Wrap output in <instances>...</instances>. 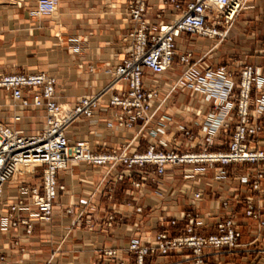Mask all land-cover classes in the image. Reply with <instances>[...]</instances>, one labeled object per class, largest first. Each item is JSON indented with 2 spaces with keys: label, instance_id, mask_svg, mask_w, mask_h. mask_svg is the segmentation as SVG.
<instances>
[{
  "label": "crops",
  "instance_id": "crops-1",
  "mask_svg": "<svg viewBox=\"0 0 264 264\" xmlns=\"http://www.w3.org/2000/svg\"><path fill=\"white\" fill-rule=\"evenodd\" d=\"M36 3L37 0H0V73L44 71L53 75L56 101L68 106H73L81 96L102 93L112 80L111 71L126 57L125 37L134 27L125 12L126 0H58L53 15L30 16L29 10ZM252 3L254 7L242 11L232 25L233 38L238 37L239 26L257 18L264 0H252ZM161 7L158 0H147L149 27L170 22L175 17L177 11L167 6L157 19L156 13ZM220 44L194 33L181 32L175 39L177 56L172 66L162 73L144 70V86L160 90L152 101V111H155L149 122L143 125L141 118L130 128L118 126L120 110L111 106L103 95L91 116H79L66 127L68 143L82 142L93 152L116 153L144 151L150 145L162 150H170L175 144L182 150L204 148L206 132L202 129L208 125L205 119L211 102L194 89L173 85L186 68L178 55L191 52L194 60L205 56V63L216 65L220 56L213 51ZM243 58L259 66L264 76V56L256 55L255 50L253 55L245 54ZM232 70L237 77L238 69ZM126 88L124 82H118L115 92ZM23 94L30 98L26 91ZM227 118L229 127L216 130L207 148L227 149L236 120L232 112ZM44 119V107H22L14 103L9 92L0 89V124L25 134L32 133V127H38L37 133ZM159 127L161 132L153 134L152 130ZM180 127L192 134V142L178 130ZM259 137L258 146L264 148V132ZM153 169L151 165L128 169L111 162L103 165L70 162L67 169L57 174V184L61 187L53 202L51 222L40 221L33 215L36 207L31 203L30 194L22 190L25 185L41 188L40 175L15 176L3 187L0 212L23 199L30 206L20 214L30 216L35 223L31 234H26L23 226L0 229V254L6 255L3 264H113L99 253L101 248L124 247L131 238L149 241L165 227L162 222L165 211L180 217L194 203L192 193L196 190L201 195L194 206L204 219L199 232H215V223L229 212L236 214L240 221L241 246L229 252H208L206 264H264V225L259 226L256 220L243 214L242 197L255 195L247 185L234 182L231 176L214 181V168L199 175L197 181L186 178L180 181V166H167L165 174L160 176L163 183L158 184L156 177L151 180L145 175ZM227 170L232 172L233 168L230 166ZM133 181L140 185H133ZM262 189L259 205L264 219V184ZM222 198H229L227 209L221 205ZM137 206L142 208L140 212L135 211ZM109 215L115 220L106 226ZM124 257L129 264L133 263L132 255L124 254ZM181 258L182 255L174 254L149 255L146 260L148 264H155Z\"/></svg>",
  "mask_w": 264,
  "mask_h": 264
},
{
  "label": "built area",
  "instance_id": "built-area-1",
  "mask_svg": "<svg viewBox=\"0 0 264 264\" xmlns=\"http://www.w3.org/2000/svg\"><path fill=\"white\" fill-rule=\"evenodd\" d=\"M158 1L162 7L156 14L157 19L162 17L167 6L173 7L177 13L170 22H160L149 28L146 19L147 0H126V13L134 22V27L128 36L130 44L126 49L129 58L116 67L114 79L108 88L115 89L120 81H124L127 87L121 92L110 93L108 97L111 106L121 109V114L118 116L120 125L129 126L133 119L150 111V103L157 97V91L144 89V70L162 73L172 65L176 55L175 39L181 32H190L210 38L224 36L240 12L254 7L252 0ZM57 6L58 0H37L35 8L30 10L29 14L34 17L50 15L57 9ZM262 51L264 53V47ZM181 59L186 63L189 61L188 55H183ZM225 69V67H220L215 73L210 66L206 67L209 79L205 78L202 82L209 85L210 79L224 77ZM254 69L258 71L252 66L242 71L239 108L243 117L247 113ZM191 71L193 70L189 68L185 73L188 79L183 76L178 80L182 86H187L191 79L195 81L200 79ZM55 81L53 76L45 72L0 73V89L9 92L13 101L21 106L32 104L34 107H45L46 120L36 134H25L22 130L0 124V198L4 185L16 175L23 176L40 172L42 175L41 188L28 185L22 188L24 193L30 194L31 203L36 207L33 215L39 220H50L53 202L60 187L57 184L56 175L58 171L65 170L73 161H85L98 165L109 162H127L128 165L155 163L159 166V172H162L163 166L167 163L206 160L227 163L239 158L251 161L264 159L263 152H248L246 146L240 144L245 135V128H238L229 152L201 155H178L173 151L162 153L154 146H150L145 152H134L131 156H126V154L95 153L85 143L69 144L65 135L66 127L79 116H91L103 94L81 97L73 108H66L55 99ZM221 88L225 90L223 85ZM106 90L104 92H107ZM24 91L32 93L31 102L24 96ZM29 206L30 204L24 200L9 204L5 212H0V229L7 230L24 224L30 232L33 219L31 217L19 218L17 215ZM230 224L229 221L219 226L222 234L198 235L193 233L192 227L189 226L188 233L184 236L168 240L165 235H161L156 244L150 247L133 241L127 249L135 255V264H147L146 255L149 253L167 254L171 249L189 247L195 254V264H202L205 249L235 244L239 234ZM105 253L111 257L119 255L115 249Z\"/></svg>",
  "mask_w": 264,
  "mask_h": 264
},
{
  "label": "rangeland",
  "instance_id": "rangeland-1",
  "mask_svg": "<svg viewBox=\"0 0 264 264\" xmlns=\"http://www.w3.org/2000/svg\"><path fill=\"white\" fill-rule=\"evenodd\" d=\"M126 7H127V5H126ZM56 10L50 15H53L56 12ZM125 12H127V9ZM50 15H47V16H50ZM127 16H128V14H127ZM237 18H239V16H237ZM235 21L233 22V24L235 23ZM147 25H148V23H147ZM232 25L227 29L224 36H221L218 38H210L207 36H202L205 38L216 40L219 43L221 42L220 46L216 50L213 51V53H216V55L220 56V57H218L219 58L218 59L219 64L211 65V64L205 63L203 61L205 56H202L200 59L194 60L193 54L191 52H186L185 54L178 55L180 63L184 64L186 66V68L183 70V72L181 73L179 78L176 80L173 87L174 88H177V86L183 87L179 83L178 80L180 78H182L183 76L188 79L189 77L185 73H186V71L188 72L189 68H191L193 70L191 72H193L197 76V78H200V79L198 81L191 79L190 82L188 81V84L185 87L194 89L195 91H197L198 94L202 95L206 100H209L211 102V109H210L208 116H207L208 119H205L206 120L205 122H207L208 125L206 124V126H204L202 129L203 131L206 132L205 133V138H206L205 145L206 146L200 150H192L191 148H189L188 150H182V149H180L179 144H175L170 150H162L158 146L150 145V146H154L156 150H158L162 153H167V152L173 151V152L177 153L178 155H181V154L201 155L203 153L229 152L230 151V145H231V143L235 137L237 130H239L241 128H245V135H244L243 139L241 140L240 144L245 145L246 150L248 152H263L264 153V148H260L258 146V140L260 139L259 134L264 132V76L262 75V70L259 66H257L256 64L248 63L249 59L245 60L243 58V56L245 54L253 55L255 50H256V55L264 56V53L262 51L263 47H264V3H262L260 8L258 9L257 18L253 22H250L248 24L245 23L244 26L238 27V34L239 35L237 38H233V36L230 32ZM152 27H154V26H152ZM152 27H149V28H152ZM221 29H223V28H221ZM130 32H128L126 34V37H125V40L128 42L126 45V48H125L126 57L123 59V61L120 64H122L125 60H127L129 58V54L127 53L126 49L130 44V42L128 40V36H129ZM198 36H200V35H198ZM204 47L208 48L207 45ZM78 48H80V47L75 46V49H78ZM183 55L184 56L188 55V57H189L188 63H186L185 61H183L181 59V57ZM176 56H177V52H176L175 57ZM174 60H175V58H174ZM208 66H210L212 68V70L215 71V73L220 67H225L226 68L225 69V76L224 77H217L214 80L210 79L211 83H209V85H205V83H203L202 80L205 78L209 79L207 76V73H206V67H208ZM248 66H252L253 68H256L258 71H256L254 69L252 86H251L250 92H249V101H248L247 113H246L245 117H243V114L239 108L241 105V100H240L241 85L240 84H241V80H242V71ZM116 67H115V69H116ZM235 68L238 69L237 77L235 75V71L232 70ZM115 69L113 71H111L112 80H111L110 84L108 85V87L106 88L107 90L105 89L107 92H104L105 91L104 90L102 93H100V94L107 96V101H108V97H109L110 93L111 94L117 93V92H115L116 87H115V89L114 88L108 89L111 86L112 81L114 79ZM35 72H44V71H35ZM24 73H34V72H24ZM48 75H50V74H48ZM50 76H53V75H50ZM233 78H236V79H233ZM55 80H56V78H55ZM120 82H124V81H120ZM55 83H56V81H55ZM213 83H215V84H213ZM221 85H223L225 87V90H223L221 88ZM218 86H219V88H218ZM143 87L146 90H156L157 96H158V93L160 92L159 88H153V89L152 88H146L144 86V84H143ZM227 91H229V92H227ZM26 92L28 95H30V98H28V97L27 98L31 102L32 93L29 91H26ZM103 95H101V98ZM85 96H90V95H85ZM81 97H84V96H81ZM81 97H79L76 100V103L73 106H68L66 104H62V105L66 108H73L77 104V101ZM156 98H154L153 100H155ZM55 99H56V93H55ZM152 101L150 103L151 104L150 111H148L145 115H142L140 117L133 119L131 122V125H129V126L124 125V124H122V125L119 124L118 116L121 114V109L119 108L120 113L117 116L118 126L130 128L133 126L135 120L141 119V118L143 120V125H145L147 122L150 121L151 117L153 116L152 114L155 111V110L152 111V103H153ZM14 103L19 104L18 102H15V101H14ZM99 103H100V101H99ZM99 103H98V106H99ZM27 106L32 107L33 105L30 104V105H26V106H22V107H27ZM44 112H45V107H44ZM231 112L234 114V117L236 120H235V123L233 124L231 137L228 141L227 149H225V150H211V149L207 148L212 144V138L214 137L213 133L216 130H218L222 127H229L230 121L228 120L227 117H228V115H230ZM84 117H89V116H84ZM124 117H125V115H124ZM125 119H126V117H125ZM45 120H46V112H45L44 122L42 123V127L45 123ZM34 123L35 122H33V124ZM41 128H40V130H41ZM31 129H32V131H30V132H32V133H28L29 135L36 134L35 132L37 131L38 127H32ZM161 130H162V128L159 127L155 130H152V133L156 134L158 131L161 132ZM178 130L183 131L184 134L187 136V138L191 142L193 141V138H192L193 136H192V134H190V132L188 130H184V128H182V127H180ZM262 139H264V138L262 137ZM77 143H82V142H77ZM74 144H76V143H74ZM190 144L191 143H189V145ZM150 146H148L147 149L144 151H137V152H145L150 148ZM189 147H191V146H189ZM95 153H111V154L113 153V154H124V155L126 154V156H131L132 153H134V152L129 153V152L122 150L119 153H116V152H95ZM111 164L115 165L117 163L111 162ZM118 164H122L125 167H127L128 169H131L135 166H137V167H144L146 165L154 166V169L152 171H146L145 175L149 176V178L151 180H155V177H156L158 180V184L163 183L162 177H160V176H163L165 174L167 166H169L171 168H173V167L176 168L177 166L182 167V171H181V174L179 176L180 181H182V178L183 179L184 178L191 179V180L196 179V181H197V179L199 178V175H203L207 169L214 168L215 177L212 178L214 181L219 182L220 180H222V178H224V177L228 178L229 176H231V178H232V180H234V182H238L240 184L247 185L248 188L251 189L253 194H255L254 196H249V197L243 196L242 197V202H243V206H244L243 214L247 218L250 217V218L256 220L259 226L264 225V219L261 217L262 216L261 215V206L259 205L260 200H261L260 195L263 192L262 188H263V184H264V159L263 158L256 159L253 161L239 158L237 160H233V161H230L227 163L222 162V161H214L213 162V161H208V160H206V161H193V162L192 161H189V162L184 161V162L167 163L163 166L162 172H159V166L155 163H145L143 165H138V164L137 165L136 164L135 165L134 164L128 165L126 162V163H118ZM230 166H231V168H233L232 172H229L227 170ZM36 174L40 175L39 177L41 179V184H42L41 173L36 172ZM16 176H20V175H16ZM122 176H123L122 174L119 175L120 179L122 178ZM152 176L154 178H152ZM56 179H57V175H56ZM12 180H13V178H12ZM36 180H38V178ZM132 184L135 186L140 185L139 182H136V181H133ZM200 193L201 192H199L197 190L192 193L193 194L192 198L194 200V203L198 198H200V195H201ZM55 199H56V197H55ZM20 200H23V199H20ZM17 201H19V200H17ZM17 201H15V202H17ZM194 203L191 202L188 209H185L182 212V214L180 215V217H175L172 214H169L168 211H165V214L162 216V222L165 223V227L162 228L160 231L156 232L152 236V238L149 239V241L143 242L138 238H131L130 241L128 242V244L124 247H117V248H115V247H103L99 250V253L102 254L104 257L108 258L113 264H121V263L122 264H129L128 259L124 257V254H129V255L133 256V263L132 264H135V255L133 253L129 252L127 249L128 246L130 245V243L133 241H138L140 244H142L143 246H147V247L154 246L156 244L159 236L165 235L168 238V240L169 239H175V238H178L180 236H184L185 234H187L188 233L187 229L189 226L192 227L193 233L198 234V235L211 236V235H215V234H222V231L220 230L219 226L221 224H226L229 221L231 222V224H230L231 227L233 229H235L239 234L236 238L235 244L233 246L222 245V246L217 247V248L211 247V248L205 249L203 252L204 261L202 264H206V256H207L208 252H213V251H224V252L228 251L229 252V251L235 250L241 246V243L239 241V239L241 237L240 221L238 220V217L236 216V214H234L232 212L224 214L220 218V220L215 223V232L201 233V232H199V228L204 225V219L199 214V212L197 211V208H196V206H194ZM221 205H222L223 209H227L229 206V198H222ZM141 210H142V208L140 206L135 207L136 212H140ZM249 211H251V212H249ZM17 215L19 216V218L30 217L28 215L24 216V215L20 214V212L17 213ZM52 216H53V209H52V215H51L50 220H48V221L40 220V221L51 222ZM114 220H115L114 216L109 215L106 219L105 225L111 226L112 222ZM34 223H35V221L33 220V223H31L32 229L30 230V232L27 231L26 226L24 224L19 225V226L24 227V232L26 234H31L32 230H33ZM19 226L15 227V228H18ZM225 232H226V230L224 231V233ZM112 249H115L119 253V255H116V257H111L105 253V252L112 250ZM170 254L182 255V258L179 260L178 259L175 260V262L163 261V262H157L155 264H184V263L195 264L196 263L195 257H194L195 254L193 253V250L189 247H183L180 249L179 248L178 249H171L167 254H161L160 252L149 253V255H153L156 257H166ZM149 255L147 254L146 257ZM5 259H6L5 253L0 254V264H3L5 262ZM146 263L148 264L147 260H146ZM47 264H49V263H47Z\"/></svg>",
  "mask_w": 264,
  "mask_h": 264
},
{
  "label": "bare ground",
  "instance_id": "bare-ground-1",
  "mask_svg": "<svg viewBox=\"0 0 264 264\" xmlns=\"http://www.w3.org/2000/svg\"><path fill=\"white\" fill-rule=\"evenodd\" d=\"M59 104H61V105H62V103H60V102H59ZM62 106H63V105H62Z\"/></svg>",
  "mask_w": 264,
  "mask_h": 264
}]
</instances>
